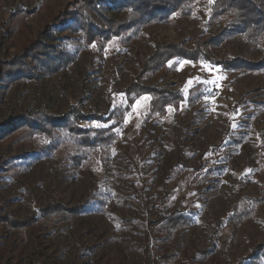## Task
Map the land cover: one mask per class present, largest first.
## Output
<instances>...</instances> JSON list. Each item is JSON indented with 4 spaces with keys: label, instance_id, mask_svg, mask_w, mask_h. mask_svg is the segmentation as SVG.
<instances>
[{
    "label": "rangeland",
    "instance_id": "1",
    "mask_svg": "<svg viewBox=\"0 0 264 264\" xmlns=\"http://www.w3.org/2000/svg\"><path fill=\"white\" fill-rule=\"evenodd\" d=\"M71 1L0 0V62ZM18 9L33 13L14 29ZM208 21L200 1L191 16L149 25L137 40L113 41L102 51H79L78 34L54 27L56 45L77 54L74 65L38 80L0 77V123L39 107L104 112L111 90L129 85L157 42L193 49L227 22ZM206 50L218 59L261 62L264 44L236 36ZM171 66L145 83L178 90L207 82L218 92L163 116L150 114V97H140L105 159L75 165L41 153L39 137L18 146L0 141V264H238L264 243V67ZM126 104L124 94L112 96V108ZM51 201L83 207L62 224L46 226L39 216L27 227L13 225ZM172 216L181 221L169 227Z\"/></svg>",
    "mask_w": 264,
    "mask_h": 264
},
{
    "label": "trees",
    "instance_id": "2",
    "mask_svg": "<svg viewBox=\"0 0 264 264\" xmlns=\"http://www.w3.org/2000/svg\"><path fill=\"white\" fill-rule=\"evenodd\" d=\"M200 1H204L208 7L209 24L223 18L227 20L220 32L210 34L204 41H196L193 49L182 43L157 42L140 72L131 77L129 85L111 90L109 105L104 112L87 114L77 104H71L64 114L53 113L47 107L17 112L0 123V141L11 138V144L18 146L33 144L39 137L42 139L38 145L41 153L62 157L75 165L91 164L105 159L119 142L126 114L140 97H150V114L159 113L163 116L169 108L193 105L202 98L216 95L218 89L207 82L178 90H171L166 85L152 86L145 83V78L170 71L172 62L185 60L224 69L259 70L264 67V54L261 62H252L243 58L218 59L206 50L236 36L264 44V0H212L211 3L210 0H72L52 12L42 30L23 38L10 60L0 62V77L8 82H23L55 76L71 68L77 54L56 45L57 35L52 32L54 27L64 26L65 31L78 34L79 51L91 47L102 51L113 41L129 44L137 40L142 29L149 25L173 24L177 17L191 16ZM31 13L18 9L13 16L14 29H21ZM114 94H124L127 104L112 108ZM82 207H68L62 202L51 201L13 225L17 228L27 227L39 216L46 226L53 222L62 224L77 216ZM180 221V217L172 216L167 225L171 227L170 223ZM238 264H264V243L254 248L247 261Z\"/></svg>",
    "mask_w": 264,
    "mask_h": 264
},
{
    "label": "snow or ice",
    "instance_id": "3",
    "mask_svg": "<svg viewBox=\"0 0 264 264\" xmlns=\"http://www.w3.org/2000/svg\"><path fill=\"white\" fill-rule=\"evenodd\" d=\"M212 2V0H210V3Z\"/></svg>",
    "mask_w": 264,
    "mask_h": 264
}]
</instances>
